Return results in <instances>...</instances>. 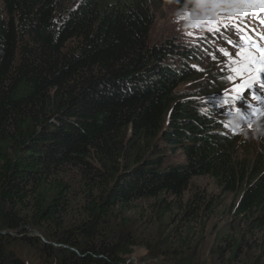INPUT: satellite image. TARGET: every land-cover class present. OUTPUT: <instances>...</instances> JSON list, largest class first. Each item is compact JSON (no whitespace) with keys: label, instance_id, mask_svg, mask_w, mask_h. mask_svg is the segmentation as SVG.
Here are the masks:
<instances>
[{"label":"trees","instance_id":"obj_1","mask_svg":"<svg viewBox=\"0 0 264 264\" xmlns=\"http://www.w3.org/2000/svg\"><path fill=\"white\" fill-rule=\"evenodd\" d=\"M152 3L0 0V264H125L138 239L194 264L224 196L212 264H264V146L177 94L192 52L149 46Z\"/></svg>","mask_w":264,"mask_h":264},{"label":"rangeland","instance_id":"obj_2","mask_svg":"<svg viewBox=\"0 0 264 264\" xmlns=\"http://www.w3.org/2000/svg\"><path fill=\"white\" fill-rule=\"evenodd\" d=\"M63 2L65 7L71 8L80 0H60ZM184 3V0H179L178 3H170L169 0H153L152 11L154 16L153 25L149 33V46L166 44L174 41L182 44L187 48L188 51L192 52V60L189 65H183L189 67L191 71L188 79L180 82L177 94L184 97L195 98L196 102L201 105L203 110L212 116H223L229 115L231 112V105L239 102L242 104L245 101H249L251 104L246 106L245 110L255 109V114L259 117H264L261 110H264V103H261L258 98H253V91L250 88L244 90L240 94V98L235 100L234 103L224 104L223 97H231L235 95L233 89L242 83V78L237 77L236 79L229 81L227 77L233 75L231 71L226 67L227 58L224 57L218 49L227 48L231 53L232 57L235 58L236 49L227 45V31L220 33H194L182 30V21L180 23L174 22V17L177 9ZM192 33V35H189ZM200 37H204L203 40ZM225 39V41H224ZM199 66L201 70H196L192 66ZM259 79L256 82H261L263 73L260 72ZM234 135V134H233ZM236 137V151L241 155H251L254 151L259 150L261 146H264V139L256 140L249 139L242 142V137L234 135ZM182 160V157L178 154L173 157L166 158V163L173 164ZM195 185L200 187V190L207 193L209 196H214L217 191L210 179L201 178L195 180ZM237 199L233 196H224L222 198L221 205L217 211V216L208 223V235L204 240V245L198 249L197 257L194 264H212L214 258L211 257V248L214 236L221 227L227 228V225L232 220L231 215L228 211L231 206H234ZM221 232H226V229H222ZM34 236L41 237L38 233ZM138 239V245L132 250L131 256L125 261V264H163L157 258L148 256L145 248L143 247V240ZM46 241V240H45ZM47 242V241H46ZM54 247L61 248L55 243H48ZM39 252L32 251L30 249H23L21 255H24L29 261L33 258L36 260ZM165 260V259H164ZM31 262V261H30ZM166 260L164 261V263ZM165 264H169L165 263Z\"/></svg>","mask_w":264,"mask_h":264},{"label":"snow or ice","instance_id":"obj_3","mask_svg":"<svg viewBox=\"0 0 264 264\" xmlns=\"http://www.w3.org/2000/svg\"><path fill=\"white\" fill-rule=\"evenodd\" d=\"M187 18V14L185 15ZM257 26H253V23ZM233 32L238 39H228L227 43L236 49L235 58L227 48L218 51L227 58L226 67L233 73L227 77L229 81L242 78L236 88L235 95L223 97V103H234L245 89L259 79V73L264 71V0H241V6L228 13H219L216 22L207 29L208 33ZM192 35V33H189ZM201 40L204 37H200ZM196 70L199 66L193 65ZM256 99L257 97H253ZM255 114V109H252ZM264 114V110H261Z\"/></svg>","mask_w":264,"mask_h":264},{"label":"clouds","instance_id":"obj_4","mask_svg":"<svg viewBox=\"0 0 264 264\" xmlns=\"http://www.w3.org/2000/svg\"><path fill=\"white\" fill-rule=\"evenodd\" d=\"M169 2L178 3L179 0ZM240 6L241 0H184L176 11L174 22L182 21L183 31L203 33L216 22L219 13H228ZM223 121L229 132L242 137V142L264 139V117L252 114L251 118H248L235 104L230 114L223 116Z\"/></svg>","mask_w":264,"mask_h":264}]
</instances>
